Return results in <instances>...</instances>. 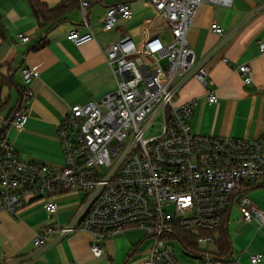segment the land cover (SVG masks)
Returning a JSON list of instances; mask_svg holds the SVG:
<instances>
[{
  "label": "built area",
  "instance_id": "built-area-1",
  "mask_svg": "<svg viewBox=\"0 0 264 264\" xmlns=\"http://www.w3.org/2000/svg\"><path fill=\"white\" fill-rule=\"evenodd\" d=\"M149 1L163 20L166 34H152L140 44L125 36L105 49L117 88L100 101L71 107L58 128L64 157L61 167L24 160L8 137L10 128L21 131L26 123L24 103L33 96L29 86L39 77L40 67L21 69L26 87L11 112L5 113V99L0 96V131L4 130L0 214L8 211L18 218L20 210L40 203L54 215L59 207L53 195L83 194L65 224L51 223L35 236L37 247H48L84 230L92 234L91 251L99 258L109 239L139 228L153 241L134 264H181L170 238L186 232L196 245L216 244L215 234L203 232L218 229L233 204L243 220H256L264 227V211L246 194L247 188L264 178V141L200 134L191 124L198 102L174 103L192 78L207 89L210 104L218 102L206 60L196 57L188 40L192 21L206 0ZM209 1L232 4V0ZM80 2L87 23L91 1ZM133 14L128 4L111 6L101 25L111 30ZM212 30L225 31L218 24ZM18 37L22 42L30 40L22 33ZM67 38L81 45L95 39V34L90 27L85 32L73 29ZM260 49L264 53V42ZM238 71L246 84L253 82L249 64L239 65ZM180 241L185 245L184 239ZM197 248L199 264L220 263L211 251ZM263 258L258 253L250 260L258 264Z\"/></svg>",
  "mask_w": 264,
  "mask_h": 264
},
{
  "label": "crops",
  "instance_id": "crops-1",
  "mask_svg": "<svg viewBox=\"0 0 264 264\" xmlns=\"http://www.w3.org/2000/svg\"><path fill=\"white\" fill-rule=\"evenodd\" d=\"M42 1L52 8L71 4L69 0ZM90 1L85 14L87 23L78 7L67 11L60 21L41 28L28 1L0 0V25L4 29L3 35L0 34V96L5 100L10 97L5 113L19 104L22 93L15 86L1 84L2 79L10 76L25 89L21 69L40 67L39 77L29 86L33 96L24 103L26 123L21 131L12 127L8 133L19 155L28 162L61 167L64 157L58 128L71 107L100 101L117 87L105 54L110 44L125 36L140 44L152 34H166L164 22L149 0ZM118 4H128L133 17L104 30L102 20L109 7ZM213 24L224 27V33L213 31ZM89 27L95 39L76 45L67 38L71 30L85 32ZM20 33L28 35L30 40L22 42ZM188 40L196 57L206 60L213 81L211 88L218 96V102L210 104L207 89L195 78L181 88L176 105L198 102L191 119L193 129L205 135L264 141V53L260 49V43L264 42V0H232L230 6L206 0L192 21ZM244 63L253 70L250 84L244 82L238 71V66ZM246 194L264 211V178L247 188ZM82 197L78 191L53 195L59 207L54 215L48 214L40 203L20 210L18 218L8 211L2 212L0 264H134L142 253L148 252L153 239L139 228L109 239L104 255L99 258L91 251L92 234L84 230L48 247L35 246V236L51 223L65 224ZM234 205L224 218L225 234L231 242L229 249L231 252L232 246L234 253L228 259H219V264H253L251 255H264V227L260 228L256 220H243L237 205V213L232 217ZM215 235L218 241L221 230ZM184 249L179 255L175 252L179 262L199 264V256ZM217 251L215 244L211 253ZM258 264H264V258Z\"/></svg>",
  "mask_w": 264,
  "mask_h": 264
},
{
  "label": "trees",
  "instance_id": "trees-1",
  "mask_svg": "<svg viewBox=\"0 0 264 264\" xmlns=\"http://www.w3.org/2000/svg\"><path fill=\"white\" fill-rule=\"evenodd\" d=\"M28 1V3L30 4L31 8L34 11V14L36 16V18L39 21L40 27L43 28L45 27V25H49L52 23H56L58 21L61 20V18L65 15V13L67 11H70L72 9L81 7V2L80 0H69L71 1V4H65V5H61L58 7H49V5L45 2H43L42 0H26ZM3 26L0 25V34L3 35ZM45 42V40L43 41ZM41 45V44H40ZM39 45V46H40ZM10 76H8V78H3L2 79V83L3 85H7L11 88H13L14 86L17 87V89L19 90L20 93H24V88L21 87L19 84H17L16 81L11 80V78H9ZM9 98H7V100L4 101L3 104V109L6 110V108L9 105ZM21 101V99H20ZM19 101V103H20ZM4 130L0 131V136L3 134ZM225 222L223 220V223L221 224V226L214 230V231H204V233H212L215 234L217 233L219 230H221L222 236L220 237V239L216 242V244H218V251L216 252V257L218 259H228L229 258V254L230 252V244L228 242L229 237L225 234ZM176 237L179 238L180 240L185 241V245L183 244V246L186 248L187 251L192 252L193 253L196 252V250H198L196 243L193 241V236L189 233L186 232H180V233H175Z\"/></svg>",
  "mask_w": 264,
  "mask_h": 264
},
{
  "label": "rangeland",
  "instance_id": "rangeland-1",
  "mask_svg": "<svg viewBox=\"0 0 264 264\" xmlns=\"http://www.w3.org/2000/svg\"><path fill=\"white\" fill-rule=\"evenodd\" d=\"M162 64L163 65H166L167 64V62H166V60H163L162 61ZM110 67V66H109ZM116 82V81H115ZM22 83H23V85L24 86H26V84L24 83V81H23V78H22ZM114 84H111V86H113ZM117 88V87H116ZM116 88L114 89V90H116ZM112 90L113 89H111L109 92H107V94L108 93H111L112 92ZM113 90V91H114ZM106 95V94H105ZM104 95V96H105ZM103 96V97H104ZM178 97V94L176 95V98ZM5 117V115H2V118H4ZM80 197V196H79ZM237 213V208H236V205H234V207H233V211H232V217H234V215ZM232 220V219H231ZM170 242H171V244L173 245V247H174V250H175V252H176V254L177 255H179V252H185V249H184V246H183V244H182V242L177 238V237H171L170 238ZM197 247H201L202 249H204V250H208V251H214V249H215V244H213V243H210L209 245H203V244H198L197 245ZM179 258V257H178Z\"/></svg>",
  "mask_w": 264,
  "mask_h": 264
},
{
  "label": "water",
  "instance_id": "water-1",
  "mask_svg": "<svg viewBox=\"0 0 264 264\" xmlns=\"http://www.w3.org/2000/svg\"><path fill=\"white\" fill-rule=\"evenodd\" d=\"M48 36V33H46V35H45V37H47ZM229 243H231L230 241H229ZM234 253V250H233V247L231 246V255ZM214 257H216V256H214Z\"/></svg>",
  "mask_w": 264,
  "mask_h": 264
}]
</instances>
